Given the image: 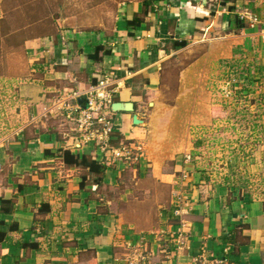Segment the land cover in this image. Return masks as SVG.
<instances>
[{"label":"crops","instance_id":"crops-1","mask_svg":"<svg viewBox=\"0 0 264 264\" xmlns=\"http://www.w3.org/2000/svg\"><path fill=\"white\" fill-rule=\"evenodd\" d=\"M211 2H157L135 26L129 21L143 4L130 1L107 28L63 23L59 34L25 42L32 63L21 90L32 105L29 118L0 137V220L9 229L0 240V264H264L261 188L214 179L199 169L188 141L150 128L161 109L156 85L167 40L227 27L237 44L256 52L264 76V0L233 3L234 13L248 10L259 18L254 26L240 19L239 29L229 11L213 17ZM213 4L217 10L220 4ZM105 77L116 88L113 102H133L134 111L110 106L106 114L126 142L142 145L136 162L113 160L98 144L83 143L69 117L82 107L85 91ZM58 85L63 119L49 122L42 115L51 109L50 98L42 92H56ZM147 98L155 100L150 113ZM134 114L143 122L135 124ZM0 124V130L8 126ZM65 150L105 163L102 178L67 164Z\"/></svg>","mask_w":264,"mask_h":264},{"label":"rangeland","instance_id":"rangeland-1","mask_svg":"<svg viewBox=\"0 0 264 264\" xmlns=\"http://www.w3.org/2000/svg\"><path fill=\"white\" fill-rule=\"evenodd\" d=\"M130 1L136 0H0V123L8 124L0 137L29 118L32 105L21 90L32 63L25 42L59 34L63 23L107 28ZM214 1L219 0H212L211 8ZM227 11L220 4L213 17ZM208 32L192 36L180 49L165 50L156 85L161 109L149 120L150 128L188 141L199 169L214 179L259 187L264 195V83L254 80L260 74L258 55L237 44L227 27L213 25ZM58 86L56 92H42L50 98L51 109L42 115L49 122L63 119ZM154 103L145 100L149 113Z\"/></svg>","mask_w":264,"mask_h":264},{"label":"built area","instance_id":"built-area-1","mask_svg":"<svg viewBox=\"0 0 264 264\" xmlns=\"http://www.w3.org/2000/svg\"><path fill=\"white\" fill-rule=\"evenodd\" d=\"M239 18L247 20L252 26L259 23V18L251 11L245 10L238 13ZM264 34V25L261 29ZM116 88L109 79L101 78L85 91L87 99L85 107H74L69 117L76 123V129L81 135V141L85 144L96 143L102 152H107L113 160L120 159L127 163L136 162L144 154L141 144L121 143L113 144L112 135L117 132V126L106 114L113 102V93ZM63 108V102H61ZM2 164L0 162V170ZM178 213V211H177Z\"/></svg>","mask_w":264,"mask_h":264},{"label":"trees","instance_id":"trees-1","mask_svg":"<svg viewBox=\"0 0 264 264\" xmlns=\"http://www.w3.org/2000/svg\"><path fill=\"white\" fill-rule=\"evenodd\" d=\"M161 1H164V0H142L143 11L141 13H137L134 16V18L129 21V24L135 25V26L139 25L141 22H143L146 19V16H148V13L154 10L155 3L161 2ZM234 2H237V0H219L218 4H222V5L228 7V10L230 13V22L234 20L235 27L237 29H239V28L244 27V23L240 20L239 15L237 13H234L236 10V5L233 4ZM215 11H216V9L212 8L210 14H212V16H214ZM186 44H187V40H185V39H183V40H177V39L167 40L165 42L164 50H166V52H167V51L180 49V48L184 47ZM167 45H169V46L167 47ZM100 51H101V46L97 47L96 51L94 53V57L96 59L98 58V54L100 53ZM260 69L261 68L258 69L259 73L262 72V71H260ZM263 77L264 76H260L254 80H257L259 82L261 81L262 83H264V81H262ZM244 79H246V77ZM245 89H247V88H244V87L242 88V90H245ZM111 142L115 145H120L121 143H125L126 140L117 131L112 135V141ZM63 156H64V160L67 164H69V165H82L83 167H87L90 172H95L96 174L101 175V176L97 175L95 180H100L102 178V175H103V173L105 171V167H106L105 163H102V162H99L98 160L92 159L91 156H89L87 153H83L82 155H80L78 153H73L70 150L63 151ZM9 202H11V201H9ZM8 230L9 229H7V227H5V221L0 220V240H2L6 236V233Z\"/></svg>","mask_w":264,"mask_h":264},{"label":"water","instance_id":"water-1","mask_svg":"<svg viewBox=\"0 0 264 264\" xmlns=\"http://www.w3.org/2000/svg\"><path fill=\"white\" fill-rule=\"evenodd\" d=\"M87 99L86 98H80L79 103L82 105V107L86 106ZM111 109L113 111H134L133 108V102H122V101H114L111 104ZM133 122L135 124L142 123L143 120L139 118L137 114L133 115ZM76 146H79V139H76ZM75 147V146H74Z\"/></svg>","mask_w":264,"mask_h":264}]
</instances>
